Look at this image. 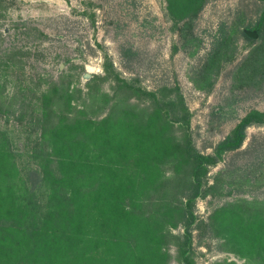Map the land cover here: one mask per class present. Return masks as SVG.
I'll return each instance as SVG.
<instances>
[{
  "label": "rangeland",
  "instance_id": "1",
  "mask_svg": "<svg viewBox=\"0 0 264 264\" xmlns=\"http://www.w3.org/2000/svg\"><path fill=\"white\" fill-rule=\"evenodd\" d=\"M169 1H6L0 18V131L12 144L20 193L37 168L40 99L55 85L69 93H59L51 105L72 121L136 115L141 130L156 122L157 134L171 140L161 148L165 163L158 182L176 188L170 193L176 203L188 192L190 167L168 145L189 133L198 152L215 154L249 113H264V34L256 31L248 40L240 33L253 31L264 1L208 0L191 30L186 19H173ZM8 52L13 56L7 66ZM247 134L239 153L223 154L210 168L195 201L187 255L192 264H264V254L249 251L243 238L230 233L237 225L244 229L247 216L264 205V126H251ZM229 163L232 172L222 173ZM46 191H37L44 203ZM184 224L177 218L166 225L167 259L159 256L158 264H184ZM23 253L31 255L26 248Z\"/></svg>",
  "mask_w": 264,
  "mask_h": 264
},
{
  "label": "trees",
  "instance_id": "2",
  "mask_svg": "<svg viewBox=\"0 0 264 264\" xmlns=\"http://www.w3.org/2000/svg\"><path fill=\"white\" fill-rule=\"evenodd\" d=\"M6 1L0 0V18ZM207 2L170 0L172 17L186 19L184 26L191 30ZM262 13L249 27L259 36L264 34V3ZM246 31L240 33L252 40ZM12 56L8 52L3 64L8 66ZM116 79L121 83L118 76ZM59 93L67 98L69 88L55 85L42 93L43 113L36 118L40 131L34 150L37 168L29 171L26 180L21 178L22 193L16 183L20 172L11 141L0 131V264H158L159 256L167 259L163 248L170 238L165 227L177 218L186 228L181 248L184 264H192L187 256L190 231L196 220L195 201L202 194L207 174L223 154L240 152L247 130L264 126V113H249L218 144L215 154L198 152L189 133L168 145L190 167L186 200L180 198L176 203L170 196L176 188L163 186L161 179L158 182L165 163L161 148L171 140L157 134L156 122L141 130L136 115L127 120L111 115L99 123L86 118L72 121L67 112H59L57 104L51 105ZM151 141H156V146ZM226 172H232L231 163L222 173ZM42 188L47 190L45 203L38 198L37 191ZM257 209L247 216L241 232L237 225L230 233L236 240L243 238L249 251L262 255L264 205ZM23 237L27 241L18 242ZM12 241L17 242L13 245ZM25 248L30 256L24 255Z\"/></svg>",
  "mask_w": 264,
  "mask_h": 264
},
{
  "label": "water",
  "instance_id": "3",
  "mask_svg": "<svg viewBox=\"0 0 264 264\" xmlns=\"http://www.w3.org/2000/svg\"><path fill=\"white\" fill-rule=\"evenodd\" d=\"M246 32H247V34H248V36L250 38H256L258 36V33L256 31H249V30H247ZM86 77H88V76H86Z\"/></svg>",
  "mask_w": 264,
  "mask_h": 264
}]
</instances>
